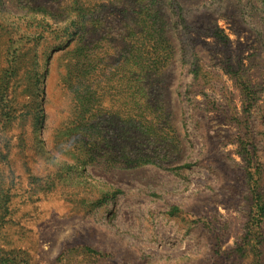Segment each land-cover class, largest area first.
<instances>
[{"label":"rangeland","instance_id":"1","mask_svg":"<svg viewBox=\"0 0 264 264\" xmlns=\"http://www.w3.org/2000/svg\"><path fill=\"white\" fill-rule=\"evenodd\" d=\"M0 264H264V0H0Z\"/></svg>","mask_w":264,"mask_h":264}]
</instances>
